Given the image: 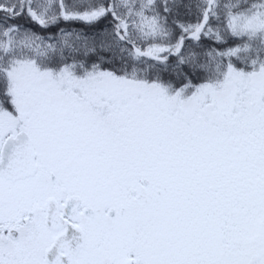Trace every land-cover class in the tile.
I'll return each instance as SVG.
<instances>
[{
  "label": "snow or ice",
  "instance_id": "obj_1",
  "mask_svg": "<svg viewBox=\"0 0 264 264\" xmlns=\"http://www.w3.org/2000/svg\"><path fill=\"white\" fill-rule=\"evenodd\" d=\"M0 264H264V0H0Z\"/></svg>",
  "mask_w": 264,
  "mask_h": 264
}]
</instances>
